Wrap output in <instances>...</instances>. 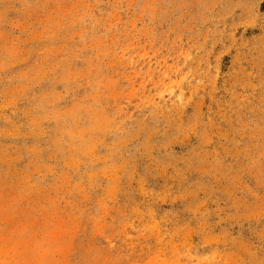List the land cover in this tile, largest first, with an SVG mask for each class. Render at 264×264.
Instances as JSON below:
<instances>
[{
	"label": "rangeland",
	"instance_id": "rangeland-1",
	"mask_svg": "<svg viewBox=\"0 0 264 264\" xmlns=\"http://www.w3.org/2000/svg\"><path fill=\"white\" fill-rule=\"evenodd\" d=\"M0 264H264V0H0Z\"/></svg>",
	"mask_w": 264,
	"mask_h": 264
}]
</instances>
